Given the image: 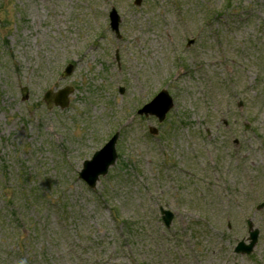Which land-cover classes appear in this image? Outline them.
Returning <instances> with one entry per match:
<instances>
[{"label":"rangeland","instance_id":"374dc122","mask_svg":"<svg viewBox=\"0 0 264 264\" xmlns=\"http://www.w3.org/2000/svg\"><path fill=\"white\" fill-rule=\"evenodd\" d=\"M263 199L264 0H0V264H264Z\"/></svg>","mask_w":264,"mask_h":264},{"label":"water","instance_id":"95a60500","mask_svg":"<svg viewBox=\"0 0 264 264\" xmlns=\"http://www.w3.org/2000/svg\"><path fill=\"white\" fill-rule=\"evenodd\" d=\"M139 2V1H137ZM114 13V11H112ZM114 18V14H112V19ZM114 22V19H113ZM116 22V21H115ZM115 26V24H113ZM72 69L71 65H67L65 70L62 73V76H65L70 73ZM72 91L71 87H64L63 89L58 90L57 92H52L50 90L46 91L44 94V101L47 107H51L52 103L58 105L60 107H65L68 103V94ZM22 98L26 97V89L23 88L21 90ZM166 92L162 91L159 95L153 100L152 105H148L146 107L145 112H153L159 116V119H162L164 113L171 105V101L166 96ZM153 108L151 109V107ZM117 138V134H115L111 140L98 152H96L91 160H86L83 163V169L80 172V177H82L86 182L94 187L96 181L98 180L99 175L106 174L108 167L112 165L116 158V152L114 149L115 140ZM264 207V201L257 205V209ZM161 213L164 215L163 218H167L166 223L169 224L171 215L164 209L160 208ZM248 229H249V239L250 242L248 245H245L243 241H240L235 247L236 252H244L249 253L253 246L256 243L258 230H252V223L248 221Z\"/></svg>","mask_w":264,"mask_h":264}]
</instances>
